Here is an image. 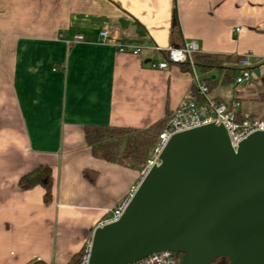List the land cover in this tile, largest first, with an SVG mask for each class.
Segmentation results:
<instances>
[{"label":"crops","instance_id":"1","mask_svg":"<svg viewBox=\"0 0 264 264\" xmlns=\"http://www.w3.org/2000/svg\"><path fill=\"white\" fill-rule=\"evenodd\" d=\"M175 14L182 44L195 41L225 72L249 55L264 73V0H0V264H71L139 182L140 170L92 155L86 127L146 130L200 100L187 63L152 66L166 60L154 47H173ZM75 35L84 41L68 44ZM132 47L142 51H121ZM208 74L210 92L224 86L222 71ZM232 88L229 101L211 97L264 118L259 88ZM43 166L50 202L19 185Z\"/></svg>","mask_w":264,"mask_h":264},{"label":"water","instance_id":"2","mask_svg":"<svg viewBox=\"0 0 264 264\" xmlns=\"http://www.w3.org/2000/svg\"><path fill=\"white\" fill-rule=\"evenodd\" d=\"M160 161L120 220L94 230L89 264L162 251L181 254L180 264H264V132L234 148L222 125L185 131Z\"/></svg>","mask_w":264,"mask_h":264},{"label":"built area","instance_id":"3","mask_svg":"<svg viewBox=\"0 0 264 264\" xmlns=\"http://www.w3.org/2000/svg\"><path fill=\"white\" fill-rule=\"evenodd\" d=\"M236 31L238 33L241 32V28H237ZM100 35L103 41H107L109 38L108 31H102ZM83 41L84 37L82 35H75L73 41L68 42V44ZM153 49L159 52H166L165 61L152 65L155 69H167L170 63L189 64L193 75V83L200 100H188L182 107L173 112L161 130L149 159L140 169L141 178L139 182L131 187L126 198L111 210L108 218L104 222H101L99 226L112 224L120 220L131 199L136 194L142 180L149 174L153 167L160 165V156L174 135L211 124L222 125L227 130L233 147L236 148L242 140L251 134L264 132V118H257L243 112L239 101L234 100L229 103H222L210 96V88L207 82L203 81L196 72L193 56L198 52V47L195 41L185 42L182 47H171L167 50H163L160 47H154ZM121 51L140 54L142 48H122ZM237 66L239 73L235 79V85L241 86L249 84L251 78L255 76L254 69H256L251 64L250 56L244 55L238 58ZM92 237L93 234L86 241L80 252L81 264H89L92 250ZM181 260V254L162 251L131 264H180Z\"/></svg>","mask_w":264,"mask_h":264},{"label":"trees","instance_id":"4","mask_svg":"<svg viewBox=\"0 0 264 264\" xmlns=\"http://www.w3.org/2000/svg\"><path fill=\"white\" fill-rule=\"evenodd\" d=\"M181 42V28L175 14L171 28V44L173 47H182ZM193 61L195 66L204 73H209L212 69L222 71L225 74L223 85L235 83L239 69L232 68L225 72L221 68L224 61L220 58L196 53ZM234 61L238 63V58ZM217 80L218 78L215 80L209 78L207 80L209 88ZM259 81L258 100L264 103V73L261 74ZM167 121L158 122L146 130L89 126L85 128V141L95 158L124 168L140 170L149 159ZM19 185L25 190L42 187L45 190V202H50L53 195L52 170L49 167H40L23 176ZM71 264H81V253L74 256ZM214 264H229V261L226 258H220Z\"/></svg>","mask_w":264,"mask_h":264},{"label":"rangeland","instance_id":"5","mask_svg":"<svg viewBox=\"0 0 264 264\" xmlns=\"http://www.w3.org/2000/svg\"><path fill=\"white\" fill-rule=\"evenodd\" d=\"M196 72L197 74L202 78L203 81L207 82V80L209 79L208 76H210L208 73H204L201 71L200 68L196 67ZM249 84L253 87V88H256L257 92H258V88L260 86V81H259V78H257L256 76L252 77ZM232 85L233 84H227V85H219L217 87H215L214 90H212L210 92V96H213L216 94V92H218V90H220L222 92V89L224 88H230L231 90L233 89L232 88ZM244 87L247 86V85H243ZM229 90V89H228ZM222 95H220V97H222V99H224L225 101H229V94H224V92L221 93ZM258 95H259V92L257 94V100H258ZM259 101V100H258Z\"/></svg>","mask_w":264,"mask_h":264}]
</instances>
